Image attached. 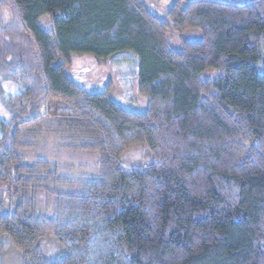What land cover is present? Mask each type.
I'll return each instance as SVG.
<instances>
[{
  "label": "trees",
  "instance_id": "16d2710c",
  "mask_svg": "<svg viewBox=\"0 0 264 264\" xmlns=\"http://www.w3.org/2000/svg\"><path fill=\"white\" fill-rule=\"evenodd\" d=\"M172 28L200 39L175 47ZM120 53L136 58L145 108L68 71L74 55ZM2 96L0 264L5 238L21 264H264V0H175L166 18L143 0H0ZM43 136L94 153L97 169L28 157ZM140 144L148 160L128 165ZM49 235L60 249L50 260Z\"/></svg>",
  "mask_w": 264,
  "mask_h": 264
},
{
  "label": "rangeland",
  "instance_id": "374dc122",
  "mask_svg": "<svg viewBox=\"0 0 264 264\" xmlns=\"http://www.w3.org/2000/svg\"><path fill=\"white\" fill-rule=\"evenodd\" d=\"M148 7L161 18H166L170 7L175 0H143ZM187 2L189 0H183ZM234 3L250 2L254 0H228ZM1 14L5 23L12 19V12L9 9H2ZM42 25L48 28L49 17L46 16L41 19ZM169 39L173 46H179L182 39L185 40H199L200 31L190 29L182 34L173 28L169 31ZM137 61L131 53L116 54L105 60H98L90 55H74L69 68L70 75L74 76L76 80L84 85L90 91H102L107 89L111 97L126 105L127 107L142 109L146 106V98L139 90V80L137 72ZM217 71L208 72L205 77H215ZM18 83L8 81L5 83V90L9 93H16L19 90ZM6 96L0 97L1 106L5 109L3 115L10 118L11 111L7 107ZM51 111L67 112L64 111L65 104L59 101H52ZM7 107V108H6ZM60 107V108H59ZM23 138V143H29L32 137L28 133ZM31 143V142H30ZM35 144V143H33ZM25 152L28 157L36 153L48 154L61 168L69 173L76 171H84L93 173L97 167V158L94 153L73 151L67 149H60L59 143L55 138L43 136L42 139L37 141L35 146L28 147ZM150 155L148 148L145 145H134L130 147L124 155V160L131 166L145 164ZM41 207L50 209L53 207V200L48 196L42 194L38 197ZM6 243V264H21L22 253L16 248L9 240L5 238ZM41 246L44 250L47 259H53L59 253V246L52 236H46L41 241Z\"/></svg>",
  "mask_w": 264,
  "mask_h": 264
}]
</instances>
